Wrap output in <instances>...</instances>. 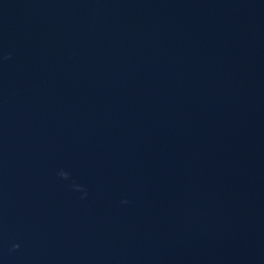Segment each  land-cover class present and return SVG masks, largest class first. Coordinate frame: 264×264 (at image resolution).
Instances as JSON below:
<instances>
[{
    "label": "water",
    "instance_id": "95a60500",
    "mask_svg": "<svg viewBox=\"0 0 264 264\" xmlns=\"http://www.w3.org/2000/svg\"><path fill=\"white\" fill-rule=\"evenodd\" d=\"M0 264H264V0H0Z\"/></svg>",
    "mask_w": 264,
    "mask_h": 264
}]
</instances>
